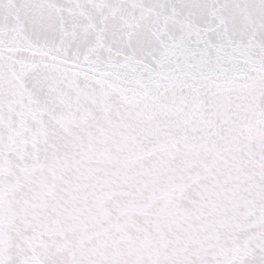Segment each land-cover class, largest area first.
I'll return each instance as SVG.
<instances>
[{"label": "snow or ice", "instance_id": "1", "mask_svg": "<svg viewBox=\"0 0 264 264\" xmlns=\"http://www.w3.org/2000/svg\"><path fill=\"white\" fill-rule=\"evenodd\" d=\"M0 264H264V0H0Z\"/></svg>", "mask_w": 264, "mask_h": 264}]
</instances>
